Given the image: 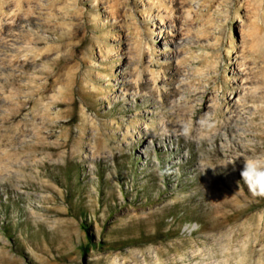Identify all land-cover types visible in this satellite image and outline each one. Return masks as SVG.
<instances>
[{
	"label": "rangeland",
	"instance_id": "374dc122",
	"mask_svg": "<svg viewBox=\"0 0 264 264\" xmlns=\"http://www.w3.org/2000/svg\"><path fill=\"white\" fill-rule=\"evenodd\" d=\"M260 152L264 0H0V264H264Z\"/></svg>",
	"mask_w": 264,
	"mask_h": 264
},
{
	"label": "clouds",
	"instance_id": "9594fccd",
	"mask_svg": "<svg viewBox=\"0 0 264 264\" xmlns=\"http://www.w3.org/2000/svg\"><path fill=\"white\" fill-rule=\"evenodd\" d=\"M199 123L201 127L206 128L209 131L215 127L214 120L208 115L202 117ZM191 133V123H183L180 128V135L187 138ZM236 160H230L228 165L232 164L233 167H235ZM243 161V168L240 171L241 181H243L253 196L264 197V152L243 157Z\"/></svg>",
	"mask_w": 264,
	"mask_h": 264
},
{
	"label": "bare ground",
	"instance_id": "6f19581e",
	"mask_svg": "<svg viewBox=\"0 0 264 264\" xmlns=\"http://www.w3.org/2000/svg\"><path fill=\"white\" fill-rule=\"evenodd\" d=\"M170 128H171L170 126L169 127H159V130H158L159 132L154 135L153 139H161V137L164 136V132L169 131ZM169 142L172 143V141H169Z\"/></svg>",
	"mask_w": 264,
	"mask_h": 264
},
{
	"label": "trees",
	"instance_id": "16d2710c",
	"mask_svg": "<svg viewBox=\"0 0 264 264\" xmlns=\"http://www.w3.org/2000/svg\"><path fill=\"white\" fill-rule=\"evenodd\" d=\"M71 188H70V185H69V190H70Z\"/></svg>",
	"mask_w": 264,
	"mask_h": 264
}]
</instances>
